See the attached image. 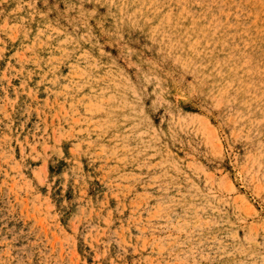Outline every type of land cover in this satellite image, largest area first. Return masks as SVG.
<instances>
[{
	"label": "rangeland",
	"instance_id": "374dc122",
	"mask_svg": "<svg viewBox=\"0 0 264 264\" xmlns=\"http://www.w3.org/2000/svg\"><path fill=\"white\" fill-rule=\"evenodd\" d=\"M0 264H264V0H0Z\"/></svg>",
	"mask_w": 264,
	"mask_h": 264
}]
</instances>
